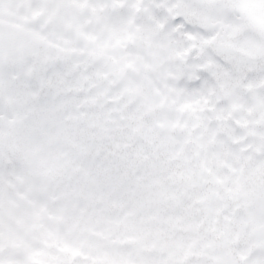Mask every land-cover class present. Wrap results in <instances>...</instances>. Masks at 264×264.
I'll return each mask as SVG.
<instances>
[{"label":"snow or ice","instance_id":"snow-or-ice-1","mask_svg":"<svg viewBox=\"0 0 264 264\" xmlns=\"http://www.w3.org/2000/svg\"><path fill=\"white\" fill-rule=\"evenodd\" d=\"M0 264H264V0H0Z\"/></svg>","mask_w":264,"mask_h":264}]
</instances>
